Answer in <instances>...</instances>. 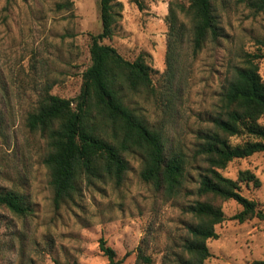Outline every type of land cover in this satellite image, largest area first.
Returning a JSON list of instances; mask_svg holds the SVG:
<instances>
[{
	"label": "rangeland",
	"instance_id": "obj_1",
	"mask_svg": "<svg viewBox=\"0 0 264 264\" xmlns=\"http://www.w3.org/2000/svg\"><path fill=\"white\" fill-rule=\"evenodd\" d=\"M71 2L60 9L58 5ZM121 5L114 36L105 40L127 60L150 55L156 94L131 104L148 123L163 132L168 145L192 156L198 134L210 129L219 99L233 67L245 53H256L264 38V12L242 0H213L222 38L194 56L191 21L178 9L188 0H116ZM171 4L186 25L179 70L167 83V50ZM100 0H0V188L29 196L33 214L18 217L0 207V264H109L100 245L107 243L123 264H178L192 218L186 207L196 196L198 170L177 197L144 182L140 155L128 156L121 186L84 182L73 201L56 208L50 173L44 164L46 140L27 127V117L46 90L73 99L90 66V35L102 32ZM264 80V59L260 61ZM264 123V120H263ZM242 138H234V144ZM197 167V166H195ZM249 171L258 184L241 183V193L264 212V153L231 162L222 171L237 180ZM227 220L208 241L205 264H251L264 260V220L243 223L235 201L216 199ZM147 257L150 262H145Z\"/></svg>",
	"mask_w": 264,
	"mask_h": 264
},
{
	"label": "trees",
	"instance_id": "obj_2",
	"mask_svg": "<svg viewBox=\"0 0 264 264\" xmlns=\"http://www.w3.org/2000/svg\"><path fill=\"white\" fill-rule=\"evenodd\" d=\"M188 2V8L180 5L178 9L191 21L189 42L196 56L209 42L222 38V27L213 0ZM242 2L257 13L264 12V0ZM71 5L67 1L58 6L66 9ZM120 11L116 0H100L103 29L90 35L91 64L82 74L79 95L67 99L46 90L40 95L37 108L29 113L27 127L47 142L49 152L44 164L50 173L56 208L73 201L84 182L104 180L121 186L129 170L130 155L141 156L142 180L171 198L188 190L186 183L196 168L199 185L191 193L196 198L186 207L192 222L177 263L205 264L212 256L208 241L219 238L216 227L227 220L216 199L233 200L242 207L234 220H264L258 204L241 193V183L259 185L258 179L249 171L240 173L237 180L222 174L234 160L264 153V80L259 65L264 59V38L259 40L258 52L245 53L240 64L233 67L221 92L218 111L210 119V129L198 134L196 149L190 156L168 145L163 132L151 126L131 105L136 97L155 95L156 87L150 55L142 54L131 61L104 44L114 36ZM168 21L166 77L172 87L186 35V25L180 22L174 4ZM234 138L243 141L234 144ZM0 207L18 217L33 214L29 196L15 189L0 188ZM100 248L109 264H123L104 240ZM142 259L150 262L147 257ZM251 264H264V260Z\"/></svg>",
	"mask_w": 264,
	"mask_h": 264
}]
</instances>
